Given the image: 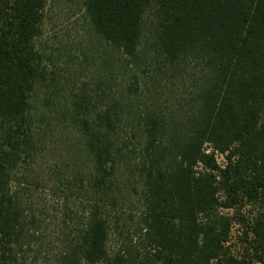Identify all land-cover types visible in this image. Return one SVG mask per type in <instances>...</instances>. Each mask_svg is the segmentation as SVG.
Returning a JSON list of instances; mask_svg holds the SVG:
<instances>
[{"label": "trees", "instance_id": "obj_1", "mask_svg": "<svg viewBox=\"0 0 264 264\" xmlns=\"http://www.w3.org/2000/svg\"><path fill=\"white\" fill-rule=\"evenodd\" d=\"M46 2L0 0V264L261 259L264 0H82L124 92L106 81L96 97H62L56 117L74 141L63 164L40 172L53 134L36 109L55 75L37 45ZM39 192L63 209L61 237L46 244ZM234 224L242 259L230 251Z\"/></svg>", "mask_w": 264, "mask_h": 264}, {"label": "rangeland", "instance_id": "obj_2", "mask_svg": "<svg viewBox=\"0 0 264 264\" xmlns=\"http://www.w3.org/2000/svg\"><path fill=\"white\" fill-rule=\"evenodd\" d=\"M81 1L47 0L46 2L42 36L37 45L45 56L44 64L49 71H54L55 75L49 88L42 87L40 89L37 95L36 109L38 114L46 116L48 127L53 130V134L45 136L44 142L47 148L40 152L38 158L40 172H48L55 164H63L68 152L66 146L68 142L74 141L72 134L69 133L70 130L65 129L66 121L59 122L56 117V112L59 110L58 103L62 97L68 98L69 94L78 93L82 89L90 97H96L104 88L102 83H106V81H108L113 96H122L124 92L121 88L122 75L117 72L116 62L112 63L110 76L106 74L110 72L109 65L111 67L109 53L105 50L108 48L91 31L83 16ZM106 76L109 79H106ZM165 93L164 99L170 98L169 93ZM45 99L49 102L50 111L44 105ZM69 155L72 156L73 153L69 152ZM35 200L40 203V208L42 205L44 206L39 210L40 218L45 221L41 227L42 235L45 238L42 243L46 244L50 240L60 238L61 199H53L47 193L39 192L35 196ZM68 207L73 211L72 201L69 202ZM222 213L231 216L232 211H222ZM67 221V227L70 230L73 225L70 224V220ZM231 232L233 237L229 244L231 254L235 258L242 259L246 253L247 245L240 240L242 233L240 227L234 224ZM57 245L59 244L43 245L41 258L46 256L47 252L55 253L58 250Z\"/></svg>", "mask_w": 264, "mask_h": 264}, {"label": "built area", "instance_id": "obj_3", "mask_svg": "<svg viewBox=\"0 0 264 264\" xmlns=\"http://www.w3.org/2000/svg\"><path fill=\"white\" fill-rule=\"evenodd\" d=\"M210 152H212V150H211V148L210 147H208L207 148V151H206V153H210ZM215 158H216V160H217V163L220 165V166H222L223 165V162H224V160H223V156L222 155H220V154H218L217 152H215ZM220 160H221V162H220ZM231 231H232V228H231ZM230 231V232H231ZM230 235H231V239L233 240V237H232V232L230 233ZM231 242V241H230ZM230 244V243H229ZM249 254L251 255V257H252V252L250 251L249 252ZM259 254V253H258ZM259 256L261 257V259H258V258H251V264H264V255L263 254H259Z\"/></svg>", "mask_w": 264, "mask_h": 264}]
</instances>
